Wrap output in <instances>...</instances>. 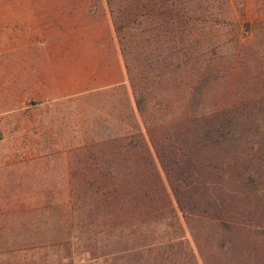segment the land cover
Masks as SVG:
<instances>
[{
    "label": "rangeland",
    "instance_id": "1",
    "mask_svg": "<svg viewBox=\"0 0 264 264\" xmlns=\"http://www.w3.org/2000/svg\"><path fill=\"white\" fill-rule=\"evenodd\" d=\"M146 1L0 0V264H264V0Z\"/></svg>",
    "mask_w": 264,
    "mask_h": 264
},
{
    "label": "trees",
    "instance_id": "2",
    "mask_svg": "<svg viewBox=\"0 0 264 264\" xmlns=\"http://www.w3.org/2000/svg\"><path fill=\"white\" fill-rule=\"evenodd\" d=\"M188 4V0H147L140 5L137 4L131 12V17L133 21H138L143 17H152L160 20V25L175 26L189 14ZM126 25L127 23L121 22L120 19L117 21L115 16H112L111 26L114 40L127 67L128 58L124 56L125 50L127 49L125 40ZM128 148L131 149V147ZM131 177V175H128L129 180ZM121 191L116 186H98L92 190L91 198H94L96 201L100 199L119 198V194L122 193Z\"/></svg>",
    "mask_w": 264,
    "mask_h": 264
}]
</instances>
